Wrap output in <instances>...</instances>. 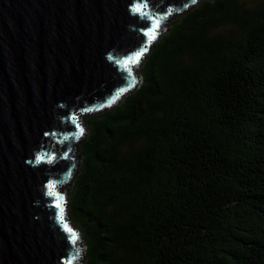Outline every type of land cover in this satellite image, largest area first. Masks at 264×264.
<instances>
[{
    "label": "trees",
    "instance_id": "16d2710c",
    "mask_svg": "<svg viewBox=\"0 0 264 264\" xmlns=\"http://www.w3.org/2000/svg\"><path fill=\"white\" fill-rule=\"evenodd\" d=\"M168 17L136 86L77 114L84 264H264V0Z\"/></svg>",
    "mask_w": 264,
    "mask_h": 264
},
{
    "label": "water",
    "instance_id": "95a60500",
    "mask_svg": "<svg viewBox=\"0 0 264 264\" xmlns=\"http://www.w3.org/2000/svg\"><path fill=\"white\" fill-rule=\"evenodd\" d=\"M146 4L0 0V264H77L81 232L68 223L73 244L64 228L76 116L131 91L167 16L193 3Z\"/></svg>",
    "mask_w": 264,
    "mask_h": 264
},
{
    "label": "rangeland",
    "instance_id": "374dc122",
    "mask_svg": "<svg viewBox=\"0 0 264 264\" xmlns=\"http://www.w3.org/2000/svg\"><path fill=\"white\" fill-rule=\"evenodd\" d=\"M249 1H258V0H249ZM171 19H172V17H169L165 22H164V24L161 26V28H160V31L162 32H164L165 30H167V28L170 26V22H171ZM159 31V32H160ZM160 32V33H161ZM162 32V33H163ZM139 68H137V80L139 79V70H138ZM80 123L81 124H85V120H84V117L82 116V118H81V121H80ZM86 133H87V131H86ZM86 133L85 132H83V135L80 137V139L76 142V145H75V151H74V153H75V155L77 156L75 159H76V161H77V165H76V173H77V170H78V167H79V164H80V156H78V149H79V147H78V145H79V142L86 136ZM71 185H72V181L70 182V183H67L66 184V187H65V192H69L70 191V189H71ZM65 216H66V218L65 219H68V215H67V213L65 212ZM81 236H80V238H79V244H78V247H82V245H83V236H82V234H80ZM79 257H78V261H77V264H84V262H85V258H84V253H83V251H81V249L79 250Z\"/></svg>",
    "mask_w": 264,
    "mask_h": 264
},
{
    "label": "snow or ice",
    "instance_id": "6c2138e0",
    "mask_svg": "<svg viewBox=\"0 0 264 264\" xmlns=\"http://www.w3.org/2000/svg\"><path fill=\"white\" fill-rule=\"evenodd\" d=\"M191 3H193V4L196 3V0H191ZM145 6H147L146 0H145ZM185 7H187V5H185ZM136 10H137V12H140L141 11L139 8H137ZM143 15L146 16L147 13H143ZM145 35H151V33L150 32H145ZM56 195H59V193H57ZM56 207L57 208H60L61 205L60 204H56ZM61 220L63 221V216H61ZM64 228H65V230L67 232H69L71 234V236H72V243L75 244L76 243V240L79 238L78 237V234L75 233L66 223H64ZM78 256H79V253L77 252L76 258H78Z\"/></svg>",
    "mask_w": 264,
    "mask_h": 264
}]
</instances>
